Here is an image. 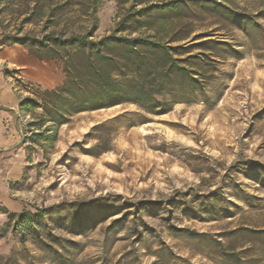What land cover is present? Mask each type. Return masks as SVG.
I'll return each instance as SVG.
<instances>
[{
    "label": "rangeland",
    "instance_id": "374dc122",
    "mask_svg": "<svg viewBox=\"0 0 264 264\" xmlns=\"http://www.w3.org/2000/svg\"><path fill=\"white\" fill-rule=\"evenodd\" d=\"M18 1L0 17V92L20 102L65 75L59 63L42 62L37 81L22 80L15 59L24 48L2 42L21 28L8 15ZM85 1L55 0L72 3L59 27L95 28L94 40L149 38L168 50L173 70L144 75L171 80L155 84L166 112L124 103L81 113L45 148L29 140L32 117L17 107L13 122L3 112V264H54L53 252L6 228L8 214L54 206L82 225L71 232V218L61 229L43 222L67 264H264V0H98L92 16L73 6ZM42 27L24 25L22 35Z\"/></svg>",
    "mask_w": 264,
    "mask_h": 264
},
{
    "label": "trees",
    "instance_id": "16d2710c",
    "mask_svg": "<svg viewBox=\"0 0 264 264\" xmlns=\"http://www.w3.org/2000/svg\"><path fill=\"white\" fill-rule=\"evenodd\" d=\"M11 1L14 0H0V5H4L0 8V17L7 12V3ZM218 1L231 0H211L213 3ZM97 3L98 0H86L73 6L87 7L92 16ZM69 6H72L71 2L59 4L55 0L18 1L8 15L19 21L21 28L16 30L15 35H6L2 41L23 47L40 62L59 63L65 75L62 85L53 90H31L32 97L22 99L18 106L20 114L32 117L27 125L31 135L29 140L32 145L41 148L52 145L58 139V129L81 113L124 103L135 104L149 114L166 112L167 100L158 90L171 80L145 79L144 75L164 77L173 70L175 60L168 50L149 38L118 37V33L114 32L101 40H94L95 28L81 32L59 27V18ZM142 12L122 19L118 32L129 30L128 21L142 16ZM233 15L247 19L237 13ZM261 15L264 16V13ZM36 23L43 24L38 35H22L24 25ZM166 68L168 72H163ZM130 75L137 79H126ZM191 81L195 82V79ZM4 213L8 214L6 210ZM61 214V208L57 206L37 209L36 212L25 209L18 215L8 214L6 228L20 234L22 243L30 241L44 252H53L52 263L67 264L63 261L64 256L54 249L55 237L43 226V222L56 220L54 222L58 224H54L61 229L63 225L60 222L71 218L70 226L64 227L71 232L82 225L76 226L71 214ZM0 264H3V259H0Z\"/></svg>",
    "mask_w": 264,
    "mask_h": 264
},
{
    "label": "crops",
    "instance_id": "0c3cea01",
    "mask_svg": "<svg viewBox=\"0 0 264 264\" xmlns=\"http://www.w3.org/2000/svg\"><path fill=\"white\" fill-rule=\"evenodd\" d=\"M15 63L17 68H19L20 75L23 78L24 81H37V75L42 70V62H40L37 58L32 56L27 50L23 49V51L18 52ZM47 80V79H45ZM50 80V79H48ZM63 82L61 81L60 85H62ZM59 86V85H58ZM19 100L11 93H4L0 92V119L3 118L4 114L3 112H11L13 115V122L17 121V111L16 108L19 106ZM17 141V145H19V135L15 137ZM4 143L0 144L2 147ZM5 149H8V146L5 147ZM2 169L4 170V163L0 164V191H1V185L2 181L4 179V174H2ZM11 174L14 173V171L10 172ZM9 173V174H10Z\"/></svg>",
    "mask_w": 264,
    "mask_h": 264
}]
</instances>
